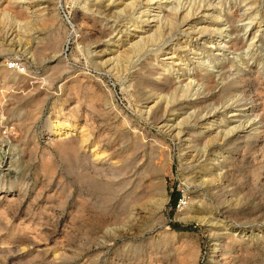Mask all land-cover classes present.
I'll use <instances>...</instances> for the list:
<instances>
[{
    "label": "rangeland",
    "instance_id": "374dc122",
    "mask_svg": "<svg viewBox=\"0 0 264 264\" xmlns=\"http://www.w3.org/2000/svg\"><path fill=\"white\" fill-rule=\"evenodd\" d=\"M113 1L15 0L16 5L8 9L5 0H0V75L4 71L2 67L11 73L26 70L29 80L27 84H5L0 76V95L5 91L0 107L6 101H12L13 105L11 112L5 113L6 107L0 112L3 114L0 117V264H214L209 229L216 227L220 228L216 229L220 236L233 233L235 227L243 228L239 234L244 238L243 244L237 247L243 258L241 264L260 261L264 253L260 245L264 235V216H261L264 187L257 180L250 182V169L255 164L246 159V164L239 163L237 167V160H230L231 169H236L242 180L235 188L233 181H229L230 171L225 172L220 163L230 155V149L224 148L222 142L215 143L216 147L204 148L203 144L194 147L189 140L190 135L201 141L209 140L232 127H236L233 133L239 131L244 140L248 139L254 126L244 122L246 118L242 115L249 113L240 108L225 109L219 104L207 115L212 126H176L192 108L182 103L178 112L179 109L173 110L174 104H169L162 120L152 121L145 112L156 101V95L143 99L148 96V89H143L135 76L141 62L151 61L154 77L171 76L176 87L188 82L191 70L187 69L191 63H197L196 54L188 53L190 66L182 64V69L172 65L175 58L167 57L171 56L172 48L179 49L177 55H184L185 47L181 46L186 40L193 42L195 37L190 39L180 31L194 24L197 28L208 25V14L213 7L207 11L201 8L198 15L189 17L188 24H182L168 43L160 46L157 41L132 52L131 45L155 29L172 3L184 4L178 9L183 14L188 5L202 0H158L148 5L137 1L139 4L129 12L121 10L123 5L117 4L120 0L111 4ZM203 1L213 2L219 8L220 0ZM247 3L245 0L237 4L249 12ZM229 4V0H224L222 7ZM42 7L53 14L51 23L39 22L37 9ZM154 12L158 18L149 15ZM147 17L155 21H140ZM261 19L257 21L262 23L257 32L255 21L247 28L243 49L234 53L230 50L223 63L229 64L233 59L238 68L260 69L264 100V60L258 64L251 58L254 52L264 59V43L260 40L264 38V19ZM134 23L142 26L141 30L134 31ZM245 23L247 20L236 25L241 27ZM249 33L255 34L252 40ZM210 46L206 45V50ZM192 47L190 43L186 50ZM125 52L129 55L127 59L123 57ZM236 55L244 58L243 63H239ZM31 83L39 90L31 94V99L19 98L30 91ZM162 96L163 93L159 99ZM38 98H41L39 104L31 102ZM53 104L58 107L53 108ZM60 106L66 116L70 107L77 110V125L84 119L90 121V128L102 136L101 149L107 141L108 147L117 143L118 152L124 155V150L132 147L136 139L146 143L143 161L137 160L140 153L136 150L129 157L137 168H145L143 180L151 183L140 203L137 204L135 197L119 195L107 183L110 178L97 175L83 155L72 157L58 145L56 137L45 133L47 122L55 120V110ZM166 122L173 126H163ZM241 122L246 126H241ZM179 129L182 131L177 134ZM97 139L88 148H93ZM257 147L254 163L264 164V144ZM209 166L212 172L224 176L214 188L207 185V177H201L203 172L210 173ZM175 194L178 197L173 206ZM241 199L242 209L236 212ZM228 211L237 218H229ZM196 213L200 214V220L189 218ZM221 238L219 241L224 242Z\"/></svg>",
    "mask_w": 264,
    "mask_h": 264
},
{
    "label": "bare ground",
    "instance_id": "6f19581e",
    "mask_svg": "<svg viewBox=\"0 0 264 264\" xmlns=\"http://www.w3.org/2000/svg\"><path fill=\"white\" fill-rule=\"evenodd\" d=\"M114 1L111 2V4L114 3ZM137 1L140 3H143L144 5H148V4H152L155 2L157 3L158 0H145L144 2L143 0H132L129 2H125V1L121 2L120 0L117 4L123 5L121 10H123L124 12L126 11L129 12L131 11L132 8L134 9V7H136V4L138 3ZM229 1H230L229 5H227L226 7H222L224 5V0H220L219 3H217L219 5L218 9L214 7L215 4L213 5V2H208V1L205 2L203 0L201 2H197V4L194 2L192 5H188L184 9L185 12L183 14L178 13V9L181 10V8L184 7V4H181L180 2L172 3L170 10H165L164 14L162 15L163 20H162V16L160 17L159 19L160 23L156 25L155 29L152 30V32L148 34L147 36L141 37L137 43H134L131 45L132 52H135L137 50H142L143 46L153 44V42L156 43L157 41L158 42L160 41L159 44L161 43L160 44L161 46L167 41H169L170 39H172L171 37L173 35H176V32L181 30L180 26L182 24H185V25L188 24L187 20L189 19V17H192L195 14L199 13L198 11L201 8H203L204 11H207L210 6L213 7V10L211 11V13L208 14L209 16L208 18L210 20V23L208 25L197 28L196 25L194 24V25H190L187 29L180 31L185 36L190 37V39H193L192 37H195V40L193 42L192 40H186L185 44L181 46V48L185 47V49H182L184 50L182 51L184 52V55L182 54L177 55L179 49L172 48L173 51L169 52L171 56L167 57V58H175L173 62L174 61L176 62L172 63V65L176 67L178 66L180 67L182 64L188 65V61H189L188 53L196 54L197 57L195 60H197V63L190 64L192 66L187 69L188 71L191 70V75L189 76L190 80L186 82L183 86L176 87L174 85L175 81L173 82V78L168 75H163L161 77H159V75H156L158 77H154V74L156 73L155 72L152 73L153 63L151 61H147V63L145 64L141 62L139 64L138 70L135 71V76L137 80L139 81V83L141 82L140 84L142 88L145 90L148 89V92H146L148 93V96H146L143 99H148L152 97L153 94L156 95V101L151 106H149V108L145 112L146 117H149V119H151L152 121L160 122V120H162V118L166 115V109L169 104H174L175 107L173 108V110L175 111V109H179L178 112L182 109L180 108L182 103H186L187 106H191L192 108V112H190L186 116V118L183 119L182 123L178 122L176 126H197V125H204V124L206 126L207 124L208 126H212V122L209 120L207 115L213 112L212 110L215 109L216 108L215 106L219 104L222 105V107H225V109L227 108L239 109L240 108L241 110L249 113L246 116L244 114L242 115L243 117L246 118L244 122L249 123V126H254L253 132L250 134L248 139L245 138L244 140L242 136L239 133H237L239 131L233 133L236 127H232V128L223 130V132H220L219 135H216L215 137H212V138L209 137V140L207 139V140L201 141L202 139L199 137H196L195 135H190L191 139L189 140L194 143L193 145L194 147H196L197 145L201 146V144H203V147L205 148V146H208V147L210 145L215 146L219 142L220 143L222 142V145L224 148L230 149L229 150L230 155L227 158H224L222 162L220 163H221V167L225 169V172L230 171V174H231L230 176L232 179L230 178L229 181L230 180H231L230 182L233 181L234 183L233 185L235 188L239 187L238 185L240 184V181L242 180H241V177L237 175L235 171L236 169L235 170L234 168L231 169L232 164L230 160L232 161L234 159L237 160V167H239V163L246 164L247 162L246 159H249V160L251 159L250 162H253V164L255 165L253 169H250L252 173L250 177V182L258 181L261 187L263 188L264 187V164L258 163V161H257V164L254 163V161H256L255 153L258 148L257 146L260 145V143H261V146L262 144H264V118H263L264 100L262 96V82L263 81L262 82L260 81L263 75L260 69L256 67H253V68L247 67L246 69L236 67V62L233 59L229 60L228 62L229 64H225L223 62L228 59V54L231 53L230 50H232V52L234 53L235 51L243 49L242 43L245 37H247V34H248L247 28L251 26L252 23L254 24V21L257 24V25L255 24L257 26L256 32L259 30V27L261 26L262 23L261 22L257 23V21L261 18L264 19V0H248V3L246 5H249L250 7L249 12L246 10V8L239 6L237 4L243 1L245 2V0H229ZM15 5H16L15 0H5L6 8L10 9V8H13V6ZM106 6L108 7V5ZM45 9H46L45 7L37 9L38 10L37 12L40 13L39 22L43 21V23L45 22L51 23L54 16L53 14L49 12H45ZM224 10L225 12L222 15V11ZM155 13L156 12H154V14H149V15L150 16L152 15L153 17L158 18L159 15H155ZM142 18L140 21H143V22L144 21L146 22L155 21V19L153 18L151 20H149L148 17L145 19H142ZM223 19L226 21L224 24L222 23ZM244 20H247V23H245L243 26L239 27L236 25L237 22H242ZM226 24L227 26H225ZM29 25L27 26V28H29ZM140 27L142 28V26L135 24L133 27V30L134 31L141 30ZM249 34L252 35V33H249ZM262 35L264 36V31H262ZM232 37H234L233 40H231ZM254 37H255V34L251 36V40ZM198 40H202L203 42L199 43ZM260 40L263 41L264 43V38L263 39L261 38ZM190 43L193 44V47L188 48L186 50V46ZM210 44H211V46L209 47L210 49L206 50V48H208L206 47V45H210ZM250 45L251 43L249 44V46ZM35 50H37V48ZM41 50H43V48ZM174 53H176L177 57L176 55H174ZM126 54L127 53L125 52L123 54V57L127 59L129 55L127 56ZM236 56L239 57L238 59L239 63H243L244 58L239 55H236ZM251 58H254V60L257 61L258 64H263L264 59L261 55L255 54L253 52ZM206 64H207V67L205 66ZM16 66H19V63H17ZM146 66H149V68L144 70V67ZM1 69H4V71L2 72L0 76L2 78L1 80H3L5 84H13V83L25 84L26 81H29L27 80L28 76H27V73H26L27 71L25 70V68H24L25 71L24 72L22 71L23 73H20L18 71H17L18 73H11L8 71L10 69L6 67H2ZM178 69H182V67ZM157 73H160V72L158 71ZM25 87L27 88V86ZM217 87H219V89L217 92H215L214 90ZM38 90H39V87L36 86L34 83H31L30 91L28 93L20 95L19 98H22V99L26 98L27 100V98L30 97L31 94L36 93ZM161 93H163L164 96H162L163 97L162 99H159L161 96ZM4 95H5V91L3 89L0 95V102L4 98ZM32 101L35 102L36 104H39L41 101V98L31 100V102ZM229 101H232V102L229 104ZM11 102L6 101L5 104H2V106L0 107V112H2L1 110H3L2 109L3 107H6L4 112L7 110L10 111V109H12V106H13ZM56 107H58V105L53 104V108H56ZM70 108L67 113V116H66V112L65 113L62 112L61 106L60 108H57L55 110L56 111V115L54 118L55 120L53 122L52 121L47 122L45 133L56 137L58 141V145L62 147L63 149H65V151L72 157L79 158L80 156L83 155V158L88 161L91 167H93V170L96 172L97 175L99 176L101 175L105 177L107 176L110 178L107 183L109 184L110 187L115 189L119 193V195L124 196V197H135L136 199H138L136 201L137 204L140 203V200H143V198H145L143 197V195L149 190L151 183H146L143 180L142 175H143V172H145V168L141 166H140L141 169H139V167L137 168L138 165L136 166L134 162L130 161L129 157L132 158L131 156L134 153L133 151L136 150L138 151L137 153H140L139 155L138 154L136 155L137 160L143 161V158L146 156V149H147L146 143L144 141L136 139L132 147H127L124 150L125 152L124 155L121 154L120 150H119L120 152H118L117 149L119 147L117 143H116V146L114 147L112 145L111 147H108V144H110V142L107 141L106 145L102 147L103 149H101V147L99 146H103L101 145V143L103 142L102 136L97 133L98 131L94 132V130L90 128V126L92 125L90 121H88L87 119H84L81 125H77L79 121L77 119L78 117L77 110L72 109L73 107H70ZM60 113H62L63 116L59 115ZM1 115L3 114L1 113ZM1 115L0 117H2ZM167 121H169V119H167ZM244 122H241L240 124L243 127L246 126ZM240 125L238 127H240ZM163 126L171 127L173 126V124H168L166 122ZM181 131L182 129H179L177 131V134H180ZM128 133H130V131ZM96 138H98L96 140V145L91 149L88 148L92 146L91 145L92 141H94V139ZM236 141H239V142L235 143ZM257 141H260V142H257ZM233 142H234V145L232 144ZM87 148L90 150L87 151L86 150ZM213 151H216V149ZM105 153L106 155H103ZM111 157H114V159H112ZM126 159H128L129 161L128 160L125 161ZM207 166H208V163H205V167ZM208 170H210V173L204 174L203 172L201 177H204V179L207 177L205 180L207 182V185L212 186V188H214L213 185L215 183H220L219 181L222 182L224 176H223V173L212 172V166H209ZM231 201L232 200L230 199V204H233L231 203ZM234 201H237V200H234ZM238 202H239V206L237 207L236 212H239V209L241 211L242 206H243L242 199L238 200ZM131 206L129 209L132 208ZM234 210H236V208H234ZM242 213H240V215ZM227 214L229 215V218L230 216H233V219L237 218L234 212L230 211L229 213L228 211ZM261 216L263 218L264 215L262 214ZM225 217H228V216H225ZM189 218L200 220L201 217H200V214L197 215L196 213L194 214V216H190ZM216 229H220V228L216 227V228L209 229L210 230L209 236L211 237V242H212L211 252L214 256L212 258L215 262L214 264L216 263L217 264H238V263L241 264L243 261V258L241 257L242 255L237 253L238 252L237 247L239 248L242 247L244 238L242 235L239 236V234L242 233L244 229L240 227H235L234 230L232 231L233 233L229 235L227 234L225 236H220L218 233V230ZM211 230L213 231L211 232ZM218 238H221L224 242L222 241L220 242ZM261 243L262 244L260 245L264 249V235H261ZM227 252L229 253V255H226ZM250 254L251 253L249 251V255ZM261 256H263L262 259L258 262H255L254 264H264V253H262Z\"/></svg>",
    "mask_w": 264,
    "mask_h": 264
},
{
    "label": "trees",
    "instance_id": "16d2710c",
    "mask_svg": "<svg viewBox=\"0 0 264 264\" xmlns=\"http://www.w3.org/2000/svg\"><path fill=\"white\" fill-rule=\"evenodd\" d=\"M177 197H178V194H175V195L172 197V205H173V206L176 204Z\"/></svg>",
    "mask_w": 264,
    "mask_h": 264
}]
</instances>
